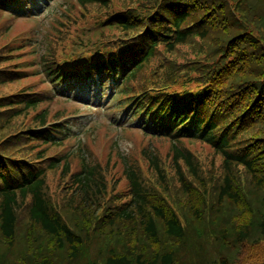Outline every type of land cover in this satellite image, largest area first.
Here are the masks:
<instances>
[{"label": "trees", "instance_id": "1", "mask_svg": "<svg viewBox=\"0 0 264 264\" xmlns=\"http://www.w3.org/2000/svg\"><path fill=\"white\" fill-rule=\"evenodd\" d=\"M30 1L0 0V13L16 18L27 7L57 9ZM120 1L114 9L111 0H79L110 28L106 42L85 57V72L61 62L67 56L58 55L50 32L34 55L40 69L27 72L32 64L11 60L20 47L0 48V264H258L264 0ZM11 24L0 21V36ZM34 73L53 89L75 76H106L115 107L131 108L127 123L135 124L136 115L135 125L169 140L165 154L143 150L148 173L124 158L122 193L106 169L87 162L84 141L56 153L72 136L53 123L61 115L48 103L57 90L38 91L27 79ZM192 83L197 90L188 89ZM184 140L204 149L198 153ZM76 152L83 159L78 169L71 165ZM172 184L184 203L167 199Z\"/></svg>", "mask_w": 264, "mask_h": 264}, {"label": "rangeland", "instance_id": "2", "mask_svg": "<svg viewBox=\"0 0 264 264\" xmlns=\"http://www.w3.org/2000/svg\"><path fill=\"white\" fill-rule=\"evenodd\" d=\"M113 1L119 7L120 0H111L112 8L114 7ZM53 6H56V11H51L42 14H37L36 16H18L16 18H11L7 13H0V21L12 22L11 29L7 32V35L0 36V48L3 44L9 43L18 48L20 56L18 58H12L16 62L25 61L27 65L32 64L33 67L27 69L30 72L33 69H40V67L35 66L39 62L38 58L35 59V54L41 52L42 43L43 47L47 44L45 40V35L50 32L54 40L60 43L59 49L57 50L58 55L65 53L68 57L69 55L73 59L80 58L77 54L80 43H91L93 46H98L99 43H105L106 39L103 34H108L110 28H101V19L103 16L94 11L90 4H82L79 0H53ZM94 7V6H93ZM107 15V14H106ZM58 20V22H56ZM56 22V23H55ZM55 25L52 31L50 30V25ZM1 27V25H0ZM212 36L208 39L212 40ZM209 42V41H208ZM86 48V54L82 57L88 55V49ZM35 51V52H32ZM32 53V54H31ZM35 59L36 61H34ZM84 64V61L82 62ZM26 70V69H25ZM28 77V81H36L38 91L52 92L53 85L51 81L47 79L44 74H37ZM99 77H94L95 81L88 84V94L83 91H79V87L75 86V93L73 89L67 87L58 88L59 92L55 91L52 95L55 98L48 103V107L52 110L51 114L58 112L62 115V119L59 121L63 125H66L71 138L65 139L64 143L67 146L63 149L58 148L59 152H65L69 149L74 151L77 148L79 142L84 141V149L88 163H96L101 165L107 170L108 179L111 177L116 181V187L122 193H127L128 183L123 175V160L124 158L133 159L137 163V168L145 173H148L147 160L143 158V150L148 147H153L158 150L161 154H165L169 140L165 138L153 137L150 134L144 133L135 124H128L126 113L118 107H112L116 102L109 101L107 97L111 94L109 91L105 93L100 85L103 83L97 80ZM101 80L108 81L105 76H102ZM179 82V81H178ZM25 81L18 84H12L7 90H12L17 87L20 88ZM112 86V85H111ZM84 88H87L85 86ZM188 89L191 91L197 90V84L192 83ZM70 94L72 99H66L61 94ZM58 95L60 98H56ZM114 103V104H113ZM54 115V114H53ZM132 121H136L138 117L132 116ZM123 121V122H122ZM116 123V124H115ZM120 123V124H117ZM186 142V140H184ZM188 146L198 153H200L204 147L199 142H186ZM52 150V149H51ZM54 151V149L52 150ZM49 153H52L51 151ZM58 153V150L57 152ZM79 153V152H78ZM79 155H81L79 153ZM76 153H74L71 159V165L74 169H78V164L82 162V158ZM154 175V173H150ZM57 177V176H56ZM213 177L216 174L213 172ZM108 180V181H109ZM249 181L246 180V184ZM55 182L50 181L49 186L53 187ZM176 185V184H175ZM173 184L167 187L168 190V200L175 204V199L177 205L184 203L185 200H178L175 196L174 190L172 192ZM160 191L163 189L159 188ZM250 189V186L249 188ZM176 192L179 194L180 190L178 185L175 188ZM251 190L248 191L250 193ZM185 199L186 196L181 194ZM179 194V196H181ZM254 197V195H252ZM260 195H256L258 198ZM264 207V200L262 199L260 206ZM258 264H264V250L258 252L257 258Z\"/></svg>", "mask_w": 264, "mask_h": 264}]
</instances>
